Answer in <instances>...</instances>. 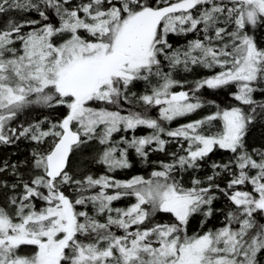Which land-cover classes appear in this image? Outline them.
I'll return each instance as SVG.
<instances>
[{"label": "snow or ice", "instance_id": "6c2138e0", "mask_svg": "<svg viewBox=\"0 0 264 264\" xmlns=\"http://www.w3.org/2000/svg\"><path fill=\"white\" fill-rule=\"evenodd\" d=\"M10 11L37 18L0 25V144L24 138L36 147L27 179L17 164L0 165V177H13L0 178V264H264V150L246 142L264 121V100L255 98L264 96L255 38L264 0H0V15ZM189 34L182 49L169 41ZM193 67L212 74L173 91L187 83L173 73ZM229 87L241 106L162 126L204 108L203 89ZM33 106L64 111L13 127ZM153 108L158 118L145 115ZM140 127L153 131L136 136ZM162 135L187 141L185 154L172 153L149 178L111 175L133 167V152L144 163L164 152ZM93 143L101 146L93 162L106 169L98 176L74 167ZM217 148L233 159L183 186L177 173L197 171ZM222 175L223 187L215 183ZM217 193L231 207L215 208ZM125 198L134 202L114 207ZM217 215L220 226L205 230ZM195 216L200 230L190 233Z\"/></svg>", "mask_w": 264, "mask_h": 264}, {"label": "trees", "instance_id": "16d2710c", "mask_svg": "<svg viewBox=\"0 0 264 264\" xmlns=\"http://www.w3.org/2000/svg\"><path fill=\"white\" fill-rule=\"evenodd\" d=\"M78 2V0H77ZM37 18L34 14H25L21 12L16 11H10L6 14L0 15V25H3V22L5 19L11 18V19H24V18ZM28 29H25L27 31ZM193 35L189 34L188 36H176V35H170L169 41L173 44L174 48H183L188 40L193 39ZM255 38L261 47H264V29L256 30L255 31ZM195 68V67H193ZM200 69V68H199ZM167 70V69H165ZM200 73H188L186 72V76H183V71L177 70L173 73V77L180 81H186L187 83L184 84L183 88L185 89H192L193 88V82L201 79L203 77L209 76L212 73L209 72L207 69H200ZM216 71H219L217 69ZM181 73V75L179 74ZM180 88V87H177ZM175 88V89H177ZM138 94H142L144 91L142 84H137L136 88L133 89ZM236 89L233 87H229L226 89H219V90H209L207 88L203 89L199 95L202 96V99L207 102H214L211 103L212 107H208L207 109H211L219 105L220 108L226 109L234 106H241L238 101H236L231 93L235 92ZM257 100H264V96H261L259 93L256 94L255 97ZM29 113L24 116L18 118V120L14 121V124L16 126L22 124L24 126H28L29 124H34L38 121H44L45 117H47L49 120H58L60 118V115L63 113L62 108H58L55 110H49V109H42L38 106H33L29 108ZM205 110V108L203 109ZM247 110V109H246ZM153 109L148 110L145 112V115H152ZM219 121H216L214 123H218ZM220 123V122H219ZM162 124L165 127L170 128L171 124L167 122H163ZM221 125V123H220ZM43 127L47 128L48 125L45 123L43 124ZM152 129H148L146 127H140L136 130L134 133L136 136H142L145 134L152 133ZM131 135V133L126 134ZM162 138L168 141L166 145V150L164 152L160 151H153L149 155V162L144 163L140 160L139 157H137L134 152L130 154V160L133 164V167L131 169L123 170V171H117L116 173H112L111 175H115L116 178L121 180H127L132 178L136 175L144 176L145 178L150 177V173L153 170H156L160 166V162H171L174 157L171 155L172 153H175L177 156L184 155V150L180 147V144L182 143L184 145V148H187L188 142L183 140H178L174 138L167 137L166 135H162ZM246 142L249 150L252 149H261L264 150V121L258 120L254 125L250 127L249 133L246 137ZM36 145L24 138H21L19 140H16L12 144H0V165H2L4 162H7L9 165L11 164H17L20 166V171L24 174L25 178L27 179L29 173V168L31 166V151L33 148H35ZM101 146L94 144V146H91L86 154L79 157V159L74 161V167L78 172L81 174L84 173H90L94 176H98L101 174H105L106 169L103 165H99L93 162V157L96 155L97 151L99 150ZM155 147V146H153ZM233 159V154H231L228 151L216 149L214 150L209 156L202 162V167L198 169L197 171L193 172L192 170L189 171H179L177 173L178 179H180V182L185 187L191 186V181L193 177L198 178H205L206 176L212 174V169L210 167L212 162H219L224 163L229 160ZM28 162V163H25ZM2 179L8 180L11 182L13 180V177L8 174H4ZM229 177L227 175H222L220 178H218L215 183H219L221 187H223L226 182L228 181ZM244 190L251 191L250 186H242ZM218 196H220V199H218L214 203L215 208H225L227 209L231 205L228 203V201L219 193H217ZM132 198H125L118 202H114V207H124L126 205H129V203L132 202ZM5 204V197L3 195H0V206H3ZM38 207L40 206V203L37 202ZM158 220L161 222H169L173 218L170 215H163L157 217ZM221 221V216L217 215L211 220L208 221V223L204 226V229L208 228H214L219 227ZM200 224H201V217L195 216L193 217L190 225H189V232H195L200 230ZM210 225V226H209ZM212 225V226H211Z\"/></svg>", "mask_w": 264, "mask_h": 264}, {"label": "rangeland", "instance_id": "374dc122", "mask_svg": "<svg viewBox=\"0 0 264 264\" xmlns=\"http://www.w3.org/2000/svg\"><path fill=\"white\" fill-rule=\"evenodd\" d=\"M200 67H195V68H193L192 69V71L191 72H188V73H194V74H196V73H200V69H199ZM180 75H181V73H179ZM186 72H184L183 71V73H182V75L183 76H186ZM181 90H184V91H188V89H185V88H177V89H173V91H181ZM211 103H206V106L204 107L205 108V110H203L204 108H202V109H200V110H198L196 113H194V114H191V115H189V116H186V117H181V118H177L176 120H174V121H172V122H167V123H169V124H171V127L170 128H168V127H165L163 124H162V126L163 127H165L166 129H171V130H175L176 128H178V127H180V126H182V125H184V124H187V123H189V122H192V121H194V120H197V119H201V118H203V117H205V116H207V115H209V114H212V113H214L216 110H217V107H214V108H211V109H207L208 107H212V105H210ZM29 111L30 110H26L22 115H21V117H24V116H26L28 113H29ZM149 117H151V118H158L159 117V113H158V109L157 108H153V112H152V115H148ZM214 127L213 128H211V132H215V131H217L220 127H221V125H220V123L218 122V123H214ZM12 126L13 127H16V124H14V121L12 122ZM205 131H208L207 129L205 130ZM151 133H149V134H145V135H142V136H146V135H150ZM94 144L95 143H93L91 146H94ZM133 199V198H132ZM134 202V199L132 200V202L131 203H133ZM131 203H129V205L131 204ZM129 205H126V206H124V207H127V206H129ZM231 207V206H230ZM210 226V225H209ZM212 226V225H211ZM22 251H24V252H30L31 251V249H23Z\"/></svg>", "mask_w": 264, "mask_h": 264}]
</instances>
